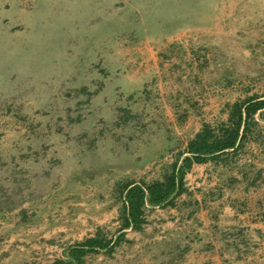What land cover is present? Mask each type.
<instances>
[{
  "label": "rangeland",
  "instance_id": "1",
  "mask_svg": "<svg viewBox=\"0 0 264 264\" xmlns=\"http://www.w3.org/2000/svg\"><path fill=\"white\" fill-rule=\"evenodd\" d=\"M204 46L199 72L189 59ZM253 92L264 0H0V264H46L114 226L119 179L157 175L221 102ZM249 157L264 169V147ZM218 176L194 166L187 185L210 201ZM223 193L182 225L156 209L132 246L86 264H173L176 244L179 264H264V184ZM215 215L238 254L209 230Z\"/></svg>",
  "mask_w": 264,
  "mask_h": 264
},
{
  "label": "trees",
  "instance_id": "2",
  "mask_svg": "<svg viewBox=\"0 0 264 264\" xmlns=\"http://www.w3.org/2000/svg\"><path fill=\"white\" fill-rule=\"evenodd\" d=\"M207 50L205 46L192 50L189 66L192 68L196 65V70L202 72L207 65ZM194 76L197 78L198 74L194 73ZM224 80V88H231L228 75ZM192 109L194 105L191 104ZM187 110L184 109L185 113ZM219 111L220 116L201 121L199 129L187 140L183 149L170 151V160L157 175L142 177L139 181L122 178L114 184V226L96 224L81 240L63 245L60 256L46 264H86L90 257L112 258L120 249L133 245L128 233H143L150 224V215L156 209H174L177 215L173 219L182 225L186 220L195 221L197 213L210 208L212 202L222 200L225 190L241 192L246 196L260 189L264 184V169L255 168L249 155L254 148L264 147V94L246 93L232 101H223ZM184 116L177 115L178 122ZM198 165H207L218 171V180L223 184L218 188L219 193H207L210 201H207L208 196L196 199L187 185L188 173ZM183 210L185 213H182ZM0 214L5 218L1 211ZM209 230L232 247L233 254H238L240 245H237V241L229 240L227 228L224 231L219 229L217 215ZM238 234L241 235L240 230ZM170 252L175 260L173 264H179L187 248L176 244ZM23 264L42 263L29 261Z\"/></svg>",
  "mask_w": 264,
  "mask_h": 264
}]
</instances>
